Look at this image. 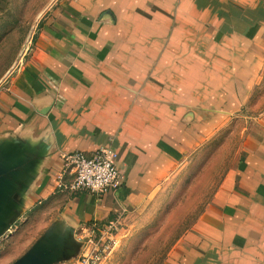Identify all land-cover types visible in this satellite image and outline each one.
Listing matches in <instances>:
<instances>
[{"label":"crops","instance_id":"1","mask_svg":"<svg viewBox=\"0 0 264 264\" xmlns=\"http://www.w3.org/2000/svg\"><path fill=\"white\" fill-rule=\"evenodd\" d=\"M23 56L0 85V145L36 159L4 235L26 222L33 243L49 230L77 241L143 211L212 122L249 101L264 0H55ZM102 148L120 188L69 191L64 155ZM239 149L164 264H264V112Z\"/></svg>","mask_w":264,"mask_h":264},{"label":"rangeland","instance_id":"2","mask_svg":"<svg viewBox=\"0 0 264 264\" xmlns=\"http://www.w3.org/2000/svg\"><path fill=\"white\" fill-rule=\"evenodd\" d=\"M55 0H0V85L21 67L38 21ZM249 90V101L237 115L212 122L213 135H205L198 149H189L168 182L147 207L125 220L114 232V245L100 264H164L173 245L196 222L220 180L238 157L245 131L264 112V56ZM26 222L17 223L0 238V264H11L33 243L26 240ZM30 233V232H28ZM27 249V250H26ZM80 252L57 264H73Z\"/></svg>","mask_w":264,"mask_h":264},{"label":"built area","instance_id":"3","mask_svg":"<svg viewBox=\"0 0 264 264\" xmlns=\"http://www.w3.org/2000/svg\"><path fill=\"white\" fill-rule=\"evenodd\" d=\"M116 153L109 148H102L91 155L72 152L64 155L66 168L71 176L66 186L71 192H88L96 195L112 193L121 186V177L116 167ZM120 218L112 219L104 225L92 224L82 229L84 236L77 241L81 251L73 264H100L114 245V232Z\"/></svg>","mask_w":264,"mask_h":264},{"label":"water","instance_id":"4","mask_svg":"<svg viewBox=\"0 0 264 264\" xmlns=\"http://www.w3.org/2000/svg\"><path fill=\"white\" fill-rule=\"evenodd\" d=\"M35 159L18 146L0 145V238L13 220L17 194L31 175ZM78 247L75 239L49 230L11 264H57L75 256Z\"/></svg>","mask_w":264,"mask_h":264}]
</instances>
